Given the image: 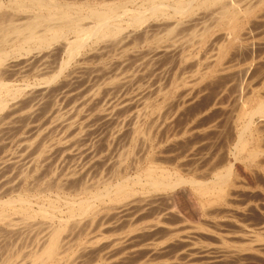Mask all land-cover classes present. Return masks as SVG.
I'll use <instances>...</instances> for the list:
<instances>
[{
  "label": "bare ground",
  "instance_id": "6f19581e",
  "mask_svg": "<svg viewBox=\"0 0 264 264\" xmlns=\"http://www.w3.org/2000/svg\"><path fill=\"white\" fill-rule=\"evenodd\" d=\"M260 20L264 0H0V264L264 255Z\"/></svg>",
  "mask_w": 264,
  "mask_h": 264
},
{
  "label": "rangeland",
  "instance_id": "374dc122",
  "mask_svg": "<svg viewBox=\"0 0 264 264\" xmlns=\"http://www.w3.org/2000/svg\"><path fill=\"white\" fill-rule=\"evenodd\" d=\"M208 18H209V17H208ZM208 18H207V19L205 18L206 20L204 19V24H205V22H207V23L210 22ZM200 20H201V19H200ZM200 22H201V21H200ZM200 22H199V23H200ZM263 22H264V21H261V20H260L261 25L264 24ZM199 23H198V25H199ZM207 23H206V24H207ZM260 23L258 22V24H257L258 27H257L256 23L254 24V26H255L254 29H255V30L253 29V31H254V32H253V33H254V34H253V37H256V38H253V41H254V39H255V42H256V44H255V42H254L255 45H257V44L261 45V43H262V45H264V42H262V41H264V40H263V39H264V38H263V37H264V34H263V33H264V31H263L264 26H261V25H260L261 27H263V28H260V26H259ZM202 24H203V21H202ZM202 24L200 23V25H199L200 28H201V25H202ZM202 26H203V25H202ZM256 27H257V28H256ZM258 28H259V31L257 32V29H258ZM261 30H262V31H261ZM255 31L257 32V34H259V32L261 31L260 33H261L262 35H261V34L258 35L259 37H258V36H255V35H256V32H255ZM260 39H261V40H260ZM259 42H260V43H259ZM261 48L264 49V47H261ZM262 49H260V50H262ZM257 51H258V53L261 52V51H259V50H257ZM257 51H256V52H257ZM254 52H255V51H254ZM256 52L254 53L255 55L257 54ZM263 70H264V69H263ZM17 79H18V80H17ZM25 80H26L25 78L22 79V78L19 77V78H16V80H14L13 82L15 83V85L18 84L17 86H20V85L23 86L24 83H22V82H25ZM256 84H257V85H256ZM256 84H255V86H257V88H261V87H262L261 83L256 82ZM258 85H259V86H258ZM257 91H260V90H257ZM96 123H99V121L96 122ZM100 123H101L102 126L105 124L104 122H100ZM100 123H99L98 125L96 124V125L98 126V127L96 126V128H95V129H97V130H96L97 132H99V131L101 130V129H100V128H101ZM99 126H100V127H99ZM98 130H99V131H98ZM96 131H95V132H96ZM97 134H98V133H97ZM255 194H256V193H255ZM255 194H253V196L257 198L258 193H257V195H255ZM260 195H261V194L259 193L258 198L261 197ZM175 199H176V198H175ZM177 202H178V198H177ZM178 203H179V205H180V202H178ZM188 204H189L188 207H190L192 210H194V208H192L191 203H190V202H187V205H188ZM184 208H186V206H185ZM255 255H256V254H254V255H253V254L249 255V256H251L250 258L247 256V258H249V259H246V260L244 261V263L246 264V261H247V263L250 264V263H251L250 261L253 260V263H252V264H258V263H260V262H259L260 260H262V259L264 260V255H256L257 257L252 258V257L255 256ZM259 256H260L261 258H260ZM262 256H263V257H262ZM258 257H259L260 260L254 262ZM250 259H251V260H250ZM249 260H250V261H249ZM263 260H262L263 263L261 262L260 264H264V261H263ZM257 262H258V263H257Z\"/></svg>",
  "mask_w": 264,
  "mask_h": 264
}]
</instances>
